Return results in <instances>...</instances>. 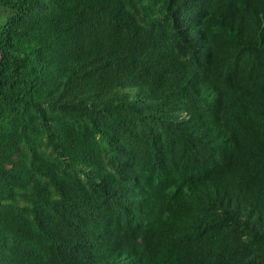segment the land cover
Returning a JSON list of instances; mask_svg holds the SVG:
<instances>
[{
  "label": "trees",
  "instance_id": "1",
  "mask_svg": "<svg viewBox=\"0 0 264 264\" xmlns=\"http://www.w3.org/2000/svg\"><path fill=\"white\" fill-rule=\"evenodd\" d=\"M0 264H264V0H0Z\"/></svg>",
  "mask_w": 264,
  "mask_h": 264
},
{
  "label": "rangeland",
  "instance_id": "2",
  "mask_svg": "<svg viewBox=\"0 0 264 264\" xmlns=\"http://www.w3.org/2000/svg\"><path fill=\"white\" fill-rule=\"evenodd\" d=\"M3 21V19L1 18V22Z\"/></svg>",
  "mask_w": 264,
  "mask_h": 264
}]
</instances>
